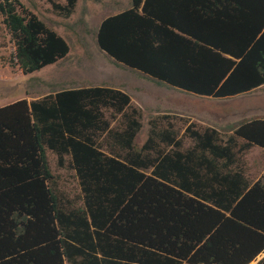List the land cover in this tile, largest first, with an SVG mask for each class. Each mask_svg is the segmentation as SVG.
Segmentation results:
<instances>
[{
    "label": "trees",
    "instance_id": "1",
    "mask_svg": "<svg viewBox=\"0 0 264 264\" xmlns=\"http://www.w3.org/2000/svg\"><path fill=\"white\" fill-rule=\"evenodd\" d=\"M0 13L24 72L67 54L66 40L21 0H0ZM97 42L118 65L197 95L264 84V0H132L102 20ZM109 105L124 115V128L110 131L124 155L98 140ZM139 115L110 87L0 108V264H250L264 253V181L246 178L235 149L236 136L248 140L241 150L264 148V116L244 120L226 143L214 128L193 131L188 148L152 120L139 150ZM47 149L70 156L83 208L60 207Z\"/></svg>",
    "mask_w": 264,
    "mask_h": 264
},
{
    "label": "rangeland",
    "instance_id": "2",
    "mask_svg": "<svg viewBox=\"0 0 264 264\" xmlns=\"http://www.w3.org/2000/svg\"><path fill=\"white\" fill-rule=\"evenodd\" d=\"M21 2L28 12L36 14L64 38L69 50L66 55L37 71L24 72L14 58L15 41L0 13V108L20 100L31 103L67 89L118 88L131 96L132 105L139 110L142 127L135 139L139 150L148 139L152 120L159 128L175 130L178 140L188 148L193 142V131L214 128L226 143L244 120L264 116V85L249 94L225 100L167 86L136 70L118 65L99 47L97 32L103 19L130 8L132 0H76L70 13L67 11L69 0ZM104 117L108 127L99 133V142L105 151L124 155L126 150L110 134L111 130L124 128L123 113L109 105L104 108ZM235 138L236 143L241 145L235 149L246 178L251 183L264 181V148L251 143L247 149L241 150L248 140L239 136ZM161 146L167 150L171 148ZM47 156L53 175L49 184L58 195L60 207L64 210L83 208V194L70 156L61 161L58 154L50 149H47ZM263 256L264 253L250 264H257Z\"/></svg>",
    "mask_w": 264,
    "mask_h": 264
},
{
    "label": "crops",
    "instance_id": "3",
    "mask_svg": "<svg viewBox=\"0 0 264 264\" xmlns=\"http://www.w3.org/2000/svg\"><path fill=\"white\" fill-rule=\"evenodd\" d=\"M262 85H264V84H262ZM260 86H261V85H260ZM260 86H258V87H260ZM258 87L252 89L251 91L243 92V93L237 94V95H235V96L225 97L224 99L226 100V99H229V98H233V97H237V96H241V95L249 94L250 92H254V90H256Z\"/></svg>",
    "mask_w": 264,
    "mask_h": 264
}]
</instances>
